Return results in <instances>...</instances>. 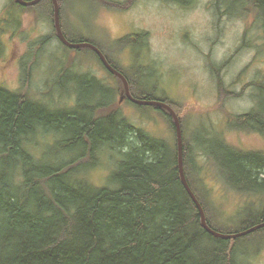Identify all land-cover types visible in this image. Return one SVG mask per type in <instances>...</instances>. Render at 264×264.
<instances>
[{
	"label": "trees",
	"instance_id": "obj_1",
	"mask_svg": "<svg viewBox=\"0 0 264 264\" xmlns=\"http://www.w3.org/2000/svg\"><path fill=\"white\" fill-rule=\"evenodd\" d=\"M58 1L62 29L70 42L96 45L128 79L134 97L162 101L175 110L165 99L137 94L134 81L101 45L72 37L63 25L65 2ZM11 3L9 14L15 7L28 8L15 0ZM216 3L234 16L255 14L254 27L260 28L264 44V0ZM180 4L185 5L183 0ZM29 8L53 26V36L62 47L95 58L121 92L122 82L107 71L94 51L61 43L51 0ZM14 20L18 22V17ZM71 70L68 64L63 73ZM73 84L76 101L65 108H53L0 86V264H248L237 247L244 237L216 238L201 226L197 207L180 177L176 129L169 113L152 107L162 114L168 130L155 135L134 127L115 107L116 91L105 83L76 73ZM256 96V109L234 118L232 125L264 134V83ZM181 125L185 175L209 226L222 234H235L264 223V154L237 151L222 139L213 141L211 152L197 145L228 187L262 202L260 207L248 203L240 223L218 228L203 200L209 195L204 175L208 168L197 162L182 120ZM50 136L55 140L52 150L36 154ZM105 157L113 174L108 186L99 187L89 174ZM256 237L264 238V229Z\"/></svg>",
	"mask_w": 264,
	"mask_h": 264
},
{
	"label": "rangeland",
	"instance_id": "obj_2",
	"mask_svg": "<svg viewBox=\"0 0 264 264\" xmlns=\"http://www.w3.org/2000/svg\"><path fill=\"white\" fill-rule=\"evenodd\" d=\"M181 1L64 0L63 25L75 39L101 45L134 81L137 94H153L174 106L195 146L197 162L208 168L204 175L209 195L203 200L210 219L224 228L240 223L248 203L260 207L262 202L228 187L197 145L211 152L213 141L222 139L237 151L264 154L263 133L232 125L234 118L250 114L259 103L263 36L254 27L255 14H228L217 0H183L185 5ZM11 8V0H0V86L53 108H65L76 101L72 96L76 73L88 74L116 91L115 107L136 129L155 135L168 131L162 114L152 107L127 100L120 103V85L90 54L62 47L39 11L15 7L9 14ZM68 64L72 70L64 74ZM47 141L36 154L52 150L55 140L50 136ZM102 162L89 174L99 187L108 186L113 174L109 157ZM256 236L257 232L237 243L248 264H264V238Z\"/></svg>",
	"mask_w": 264,
	"mask_h": 264
},
{
	"label": "water",
	"instance_id": "obj_3",
	"mask_svg": "<svg viewBox=\"0 0 264 264\" xmlns=\"http://www.w3.org/2000/svg\"><path fill=\"white\" fill-rule=\"evenodd\" d=\"M19 5L23 7H31L39 4L43 0H33V1H25V0H15ZM54 4V15H55V29L57 36L61 43L65 45L68 48L75 49V50H81V49H91L96 53V55L100 58L102 64L104 67L107 69L109 73L117 77L123 84V89L120 92L121 98H120V103L123 102L124 100H129L131 103L137 106H142V107H155V108H160L169 113V115L173 118L175 129H176V137H177V146H178V161H179V172L181 176L182 183L187 190L190 198L193 200L195 203L197 210L199 212L200 216V221H201V226L203 229L210 235L216 238L224 239V240H237L246 236H249L261 229H264V223H261L259 225H256L252 228H249L245 231L235 233V234H222L217 231H215L213 228H211L208 224L207 221V216L206 212L195 195L194 191L192 188L189 186V183L187 181L185 172H184V148H183V132H182V125H181V120L177 112L167 103H164L162 101L158 100H145V99H138L133 96L131 92V87L128 79L121 73L119 72L106 58L104 53L94 44L89 43V42H82V43H73L70 42L62 29V24H61V11H60V6H59V1L58 0H51Z\"/></svg>",
	"mask_w": 264,
	"mask_h": 264
},
{
	"label": "bare ground",
	"instance_id": "obj_4",
	"mask_svg": "<svg viewBox=\"0 0 264 264\" xmlns=\"http://www.w3.org/2000/svg\"><path fill=\"white\" fill-rule=\"evenodd\" d=\"M178 167H179V161H178ZM180 171V170H179ZM185 172V171H184ZM181 177V176H180ZM187 191V190H186ZM188 193V192H187Z\"/></svg>",
	"mask_w": 264,
	"mask_h": 264
}]
</instances>
